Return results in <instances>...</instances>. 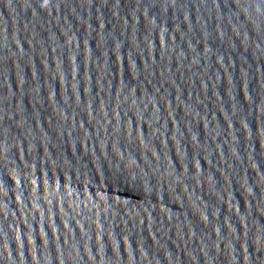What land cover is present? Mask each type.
<instances>
[{
  "label": "water",
  "instance_id": "1",
  "mask_svg": "<svg viewBox=\"0 0 264 264\" xmlns=\"http://www.w3.org/2000/svg\"><path fill=\"white\" fill-rule=\"evenodd\" d=\"M0 264H264V0H0Z\"/></svg>",
  "mask_w": 264,
  "mask_h": 264
}]
</instances>
